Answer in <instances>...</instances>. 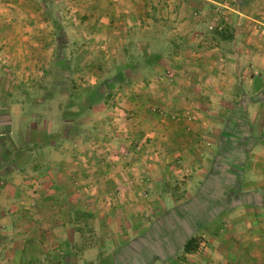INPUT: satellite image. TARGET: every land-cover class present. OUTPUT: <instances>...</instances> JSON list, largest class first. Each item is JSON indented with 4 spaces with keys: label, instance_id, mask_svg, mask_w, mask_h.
Instances as JSON below:
<instances>
[{
    "label": "rangeland",
    "instance_id": "1",
    "mask_svg": "<svg viewBox=\"0 0 264 264\" xmlns=\"http://www.w3.org/2000/svg\"><path fill=\"white\" fill-rule=\"evenodd\" d=\"M120 8V29L0 25V196L15 224L0 244L35 234L25 264H264V0ZM173 125L204 141L190 166L158 143ZM219 152L244 205L207 189Z\"/></svg>",
    "mask_w": 264,
    "mask_h": 264
},
{
    "label": "crops",
    "instance_id": "2",
    "mask_svg": "<svg viewBox=\"0 0 264 264\" xmlns=\"http://www.w3.org/2000/svg\"><path fill=\"white\" fill-rule=\"evenodd\" d=\"M98 1L101 2L100 5H98L97 3ZM121 3L122 0H0V5L2 4L1 5L2 8L0 7V25L3 26V28L5 27V29L6 28L18 29L19 32L21 33H23L24 29H33L34 34L38 36H41L40 29L43 28L54 29V31H56L55 29H66V32L69 35L73 31H75L74 29H85V26H87L88 24L95 26V29H120L121 27L120 21L122 20V12L120 8ZM92 4H97V5L95 6ZM133 7H135V3L133 4ZM137 18L138 17L136 13L134 14L131 13L130 20H133L135 22ZM36 29H38L37 32H35ZM40 39L41 37L39 38V41H41ZM17 41H19V39H17L16 42ZM34 46H40V45H34ZM54 48L55 45L53 42V51ZM56 49L57 47L55 48V50ZM42 51L43 50L41 48H39L37 51L36 49H34L35 56L36 55L38 56V54H40ZM253 60H257L254 63V66H259V67L264 66L263 53L258 54L257 59H253ZM250 64L252 65L253 63L252 61L249 60L248 67ZM248 67H247V71L250 73ZM262 72L264 73L263 70ZM261 79L262 77L258 78L259 81ZM260 91L261 90H259L258 93ZM209 95L210 93L207 94V96ZM210 96H211L210 100H213V103H211V105L213 106V108H216L215 96L213 93ZM261 105L259 103L257 112H254L258 116L261 115L262 111H264V104ZM202 118H204V116H202L201 120L198 121L199 123H193V125L195 126L194 127L195 131L197 132L198 130L199 132H201V128H203L205 125V121ZM182 126L183 125H180V127ZM173 127L174 128L170 130L169 135L159 140L158 143L162 144L164 150L166 149L167 151L168 149V151H171L173 153L172 154L174 158L173 161L180 158L178 161H181L183 164L185 163L187 166H190L189 165L190 160H195L194 157L196 154L195 152L196 149L198 150V152L201 154L202 157L204 156L205 153L203 149L204 141L202 140L201 137H198L196 135L192 139L183 137L182 134L186 133V131L184 130L180 131L181 132L180 134H175L174 130L178 129V125H173ZM187 129L190 130L191 127H188ZM212 143L214 146L215 142ZM220 145H221V141L218 142V147H221ZM164 160L166 159H162L163 164H167L168 161L167 160L164 161ZM182 166H184L187 171L188 168L185 165ZM183 170L185 169H181L179 171H183ZM207 175H209L208 169L201 170V172L199 173V181H202V179L207 178ZM209 176L212 177L213 175L210 174ZM199 186H200V182L198 184V187ZM3 199L4 198H2L1 195L0 196V232L3 231L4 235L8 236L7 234H11L12 230H15V224L14 225L10 224L14 218L13 215L10 216V214L8 213L9 209L7 210L4 209L5 206L7 205L3 203ZM17 222L20 223V221ZM22 235L23 236L19 235V237H17L16 235L15 237H11V239L9 237L8 242L6 241L7 243L0 244V264H25L29 254L28 242L35 241L36 237L35 234L33 235L28 234L26 230L23 231Z\"/></svg>",
    "mask_w": 264,
    "mask_h": 264
},
{
    "label": "trees",
    "instance_id": "3",
    "mask_svg": "<svg viewBox=\"0 0 264 264\" xmlns=\"http://www.w3.org/2000/svg\"><path fill=\"white\" fill-rule=\"evenodd\" d=\"M249 139V136H247V140ZM225 144H226V141H225ZM240 149H244L245 146L244 145H240L239 146ZM220 150V148H219ZM223 153L219 152L218 155H217V165L215 164L214 166V169H213V176L214 177H211V178H214V182L216 185H207V189H210V191H212V189H214L213 187L216 188V191L218 190L219 192L218 193H222L223 195L221 196V194L218 196V199L219 201H226V203L229 202H238L239 205H244L246 204L247 202H243V192L240 190V188L236 185V181L238 180V178L236 177V174L237 175H240V173H236L234 169H230V171L232 172V176H225L224 174L226 173H229V171L227 169H224L223 170V165L221 164V161L223 159V156L222 155ZM228 161V159H226V161H224V163H226ZM223 163V164H224ZM242 162L240 161L239 163H232V165H234V168H237L239 169V167H241L243 164H241ZM225 168L227 167V164L224 165ZM236 173V174H235ZM231 178L229 183L224 180V178ZM233 180V181H232ZM233 182V184H232ZM209 184V183H208ZM215 194V193H214ZM241 200V201H240ZM222 201V202H223ZM186 208V210H185ZM190 208L189 205H185L183 207H178L175 209V211H177V215H175V218L177 217V223L178 225H180L181 227H185V222L183 223V218L182 216L188 214L186 211ZM194 217L196 218L197 214L196 212L193 213ZM205 225H208V224H205ZM194 228V231H196V227H193ZM192 231L191 234H189V236H187L183 246H182V249L184 251L185 254H193L195 253L198 249H199V243H198V239L197 237L194 236L195 232Z\"/></svg>",
    "mask_w": 264,
    "mask_h": 264
}]
</instances>
